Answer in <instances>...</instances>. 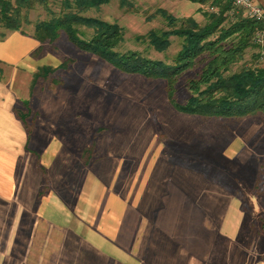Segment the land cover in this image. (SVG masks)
I'll return each instance as SVG.
<instances>
[{
	"label": "crops",
	"instance_id": "crops-1",
	"mask_svg": "<svg viewBox=\"0 0 264 264\" xmlns=\"http://www.w3.org/2000/svg\"><path fill=\"white\" fill-rule=\"evenodd\" d=\"M40 46L20 32L0 40V264H264V233L250 227L256 205L245 212L234 194L247 181L250 193L256 177L249 135L196 169L167 146L185 151L199 117L179 112L161 79L150 81L164 89L130 107L123 84L84 162L73 139L45 124L28 133L17 116L48 67L31 57Z\"/></svg>",
	"mask_w": 264,
	"mask_h": 264
},
{
	"label": "rangeland",
	"instance_id": "rangeland-1",
	"mask_svg": "<svg viewBox=\"0 0 264 264\" xmlns=\"http://www.w3.org/2000/svg\"><path fill=\"white\" fill-rule=\"evenodd\" d=\"M60 1L52 0L50 2L51 11L59 12ZM252 1L264 10V0ZM135 4L136 12L129 13L120 10L116 0H112L99 10L88 12L86 16L99 18L122 28L123 39L115 49L116 52L120 54L128 51L138 52L150 60L167 64H171L181 50L182 40L170 37V46L162 53L156 52L149 46L145 38L149 31L169 29L166 22L160 16L155 15L156 10L163 9L177 19L193 18L201 26L207 22L205 13L212 12L206 5L186 0H136ZM236 11L229 14L230 20L234 19L236 13H241L243 17L247 18L241 10L236 9ZM48 18L49 14L39 7L29 13V19L32 22ZM23 30L25 35L32 36V25L23 28ZM81 30L85 38H90L93 34L91 30ZM0 32L2 31L0 30ZM252 44H254L252 47L245 50L242 59L230 66L225 76L238 72L243 67L260 68L264 66V34L263 44L254 43L253 40ZM39 48L40 50L31 55L33 59H37L35 64L40 67L48 66L56 71L39 79L32 91H30L31 83H29L28 93L25 92L22 98L29 100L32 108L30 109L27 103L23 104L19 101L18 112L26 118L30 132L34 131L36 124L38 130L40 125L45 124L52 126L50 131L53 133L63 135L66 139H73L72 147L82 153L84 162H88L92 155L95 138L103 130L111 113L120 104V96L116 93L123 84H129V89L134 92L129 99L131 101L128 107L137 102L143 103L150 96L155 95L159 89H164L162 81H145L124 74L95 55L79 51L67 41L63 34L56 42L41 44ZM208 59V54L202 55L191 69L178 76L173 95L175 102L183 104L191 96L189 85L199 78ZM198 120L201 122L199 129L194 132V138L185 151L170 146H167V150L175 152L177 157H182V161L189 162L190 160V164L194 168L201 169L202 164H216L215 160L220 156L223 147L233 138L242 137L245 139L249 135L247 142L251 149V159H256V177L250 193L247 190L249 181L245 178L247 182L241 183L240 191H236L234 194L240 198L245 212L248 211V204L256 205L257 214L254 218L252 217L253 222L250 227L252 231L264 233V196L259 190H255L257 176L262 168L264 170V117L255 116L243 120L203 118H198ZM207 159L209 162L206 161ZM213 168L212 166L211 169ZM233 170L235 169L230 167L226 168L225 172L229 175L227 177L229 186L231 189H236L238 186L234 185V180L236 181L238 178L234 177ZM211 173L216 175L217 171L210 170L209 174ZM237 173L241 174V170L234 172V174ZM261 215L263 216L261 217Z\"/></svg>",
	"mask_w": 264,
	"mask_h": 264
},
{
	"label": "trees",
	"instance_id": "trees-1",
	"mask_svg": "<svg viewBox=\"0 0 264 264\" xmlns=\"http://www.w3.org/2000/svg\"><path fill=\"white\" fill-rule=\"evenodd\" d=\"M52 0H0V40L5 32L24 33L23 28L32 25V37L40 44H52L60 35L81 52L95 55L124 74H139L148 80L161 79L165 83L168 99L181 113L203 119L243 120L255 116L264 117V66L243 67L238 72L225 76L231 65L239 62L257 31L264 33V21H254L236 13L234 19L229 14L236 11L232 0H186L206 5L212 12L205 13L207 22L199 25L193 18L177 19L163 9H157L169 28L166 31L151 30L145 36L149 46L162 53L170 46L169 38L182 40L181 50L171 64L150 60L138 52L115 51L122 41L123 30L117 24L89 17L90 11H97L112 0H61L58 13L51 11ZM118 8L125 12H136V0H116ZM42 8L49 18L32 22L29 13ZM237 12V11H236ZM150 19V18H148ZM227 24L226 26H224ZM81 29L93 32L85 38ZM40 50V48L38 49ZM208 54L199 78L189 85L191 96L183 104L175 102L174 88L177 78L191 69L196 60ZM56 70L42 67L33 75L30 91L39 79ZM26 131L30 126L18 111ZM264 170H260L255 190L264 196Z\"/></svg>",
	"mask_w": 264,
	"mask_h": 264
},
{
	"label": "built area",
	"instance_id": "built-area-1",
	"mask_svg": "<svg viewBox=\"0 0 264 264\" xmlns=\"http://www.w3.org/2000/svg\"><path fill=\"white\" fill-rule=\"evenodd\" d=\"M233 7L241 10L244 15L254 21H264V10L255 5L252 0H232ZM263 32L257 31L254 35L253 42L263 44Z\"/></svg>",
	"mask_w": 264,
	"mask_h": 264
}]
</instances>
